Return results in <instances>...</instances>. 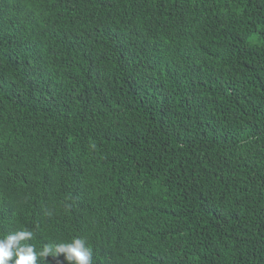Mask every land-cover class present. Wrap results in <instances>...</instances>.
<instances>
[{"label":"trees","instance_id":"trees-1","mask_svg":"<svg viewBox=\"0 0 264 264\" xmlns=\"http://www.w3.org/2000/svg\"><path fill=\"white\" fill-rule=\"evenodd\" d=\"M20 230L93 264H264V0H0Z\"/></svg>","mask_w":264,"mask_h":264},{"label":"clouds","instance_id":"clouds-1","mask_svg":"<svg viewBox=\"0 0 264 264\" xmlns=\"http://www.w3.org/2000/svg\"><path fill=\"white\" fill-rule=\"evenodd\" d=\"M33 232L20 230L0 237V264H37L49 256L64 255L67 264H93V251L86 239L73 238L70 243H60L53 247L46 245L37 251L34 244L24 243L33 239Z\"/></svg>","mask_w":264,"mask_h":264}]
</instances>
